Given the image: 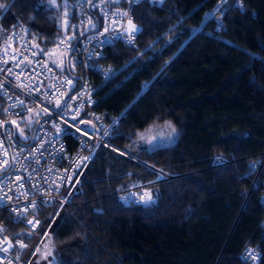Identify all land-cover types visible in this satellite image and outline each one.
Returning <instances> with one entry per match:
<instances>
[{"label": "trees", "instance_id": "16d2710c", "mask_svg": "<svg viewBox=\"0 0 264 264\" xmlns=\"http://www.w3.org/2000/svg\"><path fill=\"white\" fill-rule=\"evenodd\" d=\"M2 2L0 44L21 26L43 50L69 7ZM132 21L135 43L103 50L114 75L94 92L100 134L117 150L96 144L64 190L68 203L40 208L35 231L10 224L9 235L33 248L37 264H50L40 256L46 244L57 264H249L246 247L264 264V163L251 171L264 158V0H140ZM162 121L177 132L171 144L126 151ZM216 156L226 162L214 165ZM129 189L152 202L124 204Z\"/></svg>", "mask_w": 264, "mask_h": 264}, {"label": "built area", "instance_id": "2783aa9c", "mask_svg": "<svg viewBox=\"0 0 264 264\" xmlns=\"http://www.w3.org/2000/svg\"><path fill=\"white\" fill-rule=\"evenodd\" d=\"M57 1L69 7L64 8L54 22L57 36L49 49L43 50L36 32L21 26L5 33L0 44V197H4L0 202V229H3L0 231V264H20L26 248L19 247L18 241L24 243L23 239L9 235L10 224L37 230L40 221L35 213L40 208L54 202L68 203L64 190L88 161L83 157L90 158L92 148L98 143L116 149L100 134L102 116L94 109V92L97 80L108 81L114 75V68L100 61L103 50L116 41L124 45L135 43V37L129 43L123 31L127 17L119 13L127 11L132 18V10L139 3L135 0H119V3L113 0ZM89 20L94 28L89 26ZM69 37L74 38L69 40ZM68 79L73 81L71 90ZM73 96L76 99H70ZM56 100L67 101L69 107L58 108ZM39 108H47L50 114L45 113L32 129L13 123ZM74 115L85 122L79 124L80 129L86 130L85 134L68 127L76 123L72 120ZM57 126L63 131L58 132ZM21 129L23 135H20ZM222 160L216 156L213 164L226 162ZM263 163L264 158L252 164L251 171L260 169ZM141 196V191L129 189L121 200L124 204L140 203ZM259 203L264 208V193ZM23 209L27 211L18 215ZM29 220L39 221L35 229L28 224ZM5 238L13 245L7 251L2 250L8 247L3 243ZM250 251H254L258 259L253 260ZM240 258L249 264H258L261 252L246 247Z\"/></svg>", "mask_w": 264, "mask_h": 264}, {"label": "snow or ice", "instance_id": "6c2138e0", "mask_svg": "<svg viewBox=\"0 0 264 264\" xmlns=\"http://www.w3.org/2000/svg\"><path fill=\"white\" fill-rule=\"evenodd\" d=\"M90 2H91V0H89V3H90ZM113 2H114V3H119V0H113ZM135 2H136V3H139L140 0H135ZM48 3H49L50 5H52L53 7H56V0H48ZM8 7H9L8 4H6V3L2 2V0H0V9H3L4 11H7V10H8ZM119 15L122 16V17H127V27L124 28L123 31L127 33L128 41H129V43H131L132 40H133L134 37H135V34H136L137 32H139V31H141V30H140V29H139V28L133 23L132 18L129 16V14H128L127 11L121 12V13H119ZM88 24H89L90 27H93V28L95 27V25L92 23L91 20L88 21ZM64 25H65V27H67V12H65ZM108 30H109V29H108L107 27L104 29L105 32H107ZM117 32H118L117 38H119V30H117ZM82 34H83V33H82ZM73 38H74V37H69V40H71V39H73ZM9 39H12V37H9ZM34 46H35V45H34ZM49 70H50V69H49ZM9 72H11V70H9ZM67 83H68V85H69V89L71 90V88H72V86H73V81H72L71 79H68V80H67ZM58 90H59V89H58ZM70 99H76V97L73 96V97H71ZM20 103L22 104L23 101H20ZM56 105H57L58 108H68V107H69V104H68L67 101H64V102L62 103L60 100H56ZM43 111H44L46 114H50V113L48 112V109H47V108H44ZM78 111H79V110H77V112H78ZM29 112H32V109H29ZM37 114H38V113H37ZM72 120L76 121V123L68 124V127H69V128H74L76 131L81 132V134H85V131H86V130H84V129H80V128H79V124H81V123H85V122L82 121V120H78V119H77V116H75V115L72 116ZM65 122H66V121H65ZM13 123H15V121H13ZM88 123H90V122H88ZM117 123H119L118 120H117V121H114L112 127L114 128L115 124H117ZM93 127H95V126L93 125ZM169 127H171V125H169ZM57 130H58V132L63 131V129H60L58 126H57ZM173 132H175V129H173ZM20 135H23V130H22V129L20 130ZM108 135H111V133H110L108 130H105V136H108ZM89 138H91V136H89ZM138 138H139V140H141V141H145V142H147L148 144L153 145V147L158 146V145H155V144L153 143V142H154V139H155L154 137H153V138H147V137L145 136V134L141 133V134H138ZM149 150H151V149H149ZM121 154H123V153H121ZM83 159L86 160V159H89V157H83ZM3 163H4L5 165H7L8 162H7V161H4ZM21 187H22V185H21ZM145 195L147 196V199H145L144 196L139 197V199H140L143 203H145V204L151 203V202H152V197H151L150 195H148L147 193H146ZM3 199H4V197H0V202H2ZM8 199H11V198L9 197ZM122 199H124V198H122ZM32 206L35 207V201H33V205H32ZM13 211H17V210H16V209H13ZM24 211H27V209L20 210V212H18L17 214H18V215H22V213H23ZM28 224L31 225L33 229H35V227L39 224V221H38V220H36V221H34V220H29V221H28ZM0 231H3V229H0ZM29 235H31V232L29 233ZM45 235H46V234H45ZM49 240H50V237H49ZM3 243L7 244V246H8L7 248H3V249H2L3 251H7L8 248L13 247V245L11 244V242L8 241L7 238L4 239ZM18 244H19V247H20L21 249L27 247V245L24 244L22 241H18ZM45 249H46V252L43 253L42 258L47 259L48 257H52V259H51V261H50V264H57V258L53 255V251H52V249H51L47 244L45 245ZM36 251L39 252L40 249L37 248ZM249 255L251 256V258H252L253 260L258 259L257 255L255 254L254 251H250V252H249ZM85 257H87V253H85Z\"/></svg>", "mask_w": 264, "mask_h": 264}, {"label": "rangeland", "instance_id": "374dc122", "mask_svg": "<svg viewBox=\"0 0 264 264\" xmlns=\"http://www.w3.org/2000/svg\"><path fill=\"white\" fill-rule=\"evenodd\" d=\"M154 1H156L158 3L161 2V0H154ZM44 115H45V112L43 111V109H41V108L35 109L32 113L16 119L15 123L18 127L26 128L29 130V129H32V127L35 125V123L40 118H42ZM169 125H171V127H169ZM173 129H174V127L170 121H162V122H158L156 124L151 125L149 128H147L145 130L138 131L136 133V136L133 139L131 145L129 146L128 149H126V151L135 156L141 149H155V148L160 147V146L171 144L177 136L176 130H175V132H173ZM141 133L145 134V136L147 138H153L154 137L155 139H154L153 143L155 145H158V146L153 147V145H150L145 141L139 140L138 134H141ZM123 154L128 155L125 152ZM130 157H132V156H130ZM132 158L135 159V157H132ZM222 159L224 160V158H222ZM222 161H220V162H222ZM221 164H223V162ZM216 165H220V164H216ZM169 178H170V176L161 173V180H166ZM141 192H142L143 196L145 197V199H147V196L145 195L147 191L144 190ZM25 250L26 251L24 252V256L21 258L20 264H37L34 262L35 257L33 255V248L29 247V248H26ZM40 256H42V252L40 253Z\"/></svg>", "mask_w": 264, "mask_h": 264}, {"label": "bare ground", "instance_id": "6f19581e", "mask_svg": "<svg viewBox=\"0 0 264 264\" xmlns=\"http://www.w3.org/2000/svg\"><path fill=\"white\" fill-rule=\"evenodd\" d=\"M117 42V41H116ZM115 43V42H114ZM102 58V57H101ZM101 61V60H100ZM104 63V62H103ZM101 145V144H100ZM96 147V146H95ZM93 149V148H92ZM56 203V202H55ZM58 203V202H57ZM60 204V203H59ZM67 204V203H66Z\"/></svg>", "mask_w": 264, "mask_h": 264}]
</instances>
